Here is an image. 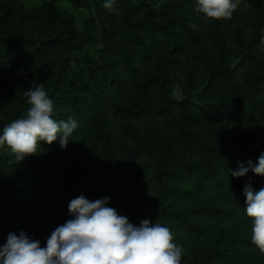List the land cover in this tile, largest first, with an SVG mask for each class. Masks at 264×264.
<instances>
[{
  "label": "trees",
  "instance_id": "trees-1",
  "mask_svg": "<svg viewBox=\"0 0 264 264\" xmlns=\"http://www.w3.org/2000/svg\"><path fill=\"white\" fill-rule=\"evenodd\" d=\"M27 1L0 0V130L40 85L53 118L78 128L64 149L41 142L20 162L0 149V247L21 231L44 247L84 195L109 197L135 226L169 227L181 264H264L243 195L264 176L229 172L264 153V0L221 21L194 0H116L114 12L104 0ZM82 10L92 15L78 27Z\"/></svg>",
  "mask_w": 264,
  "mask_h": 264
},
{
  "label": "clouds",
  "instance_id": "clouds-1",
  "mask_svg": "<svg viewBox=\"0 0 264 264\" xmlns=\"http://www.w3.org/2000/svg\"><path fill=\"white\" fill-rule=\"evenodd\" d=\"M194 2L195 12L209 21L230 19L240 4V0ZM102 7L114 12L116 0H104ZM25 97L26 114L0 130V149L13 154L17 162L37 155L41 142L51 145L58 141L64 149L78 128L73 117L53 118V101L42 85L28 89ZM250 171L264 176V153L255 164L251 160L247 166L238 162L236 170H229L233 178ZM243 195L245 214L251 221V242L264 252V187L254 191L249 183ZM109 202V197L90 201L80 195L72 199L68 204L71 218L55 228L44 247L24 231L10 233L0 247V264H181L184 249L173 242L169 227L148 219L135 226L109 207Z\"/></svg>",
  "mask_w": 264,
  "mask_h": 264
},
{
  "label": "rangeland",
  "instance_id": "rangeland-1",
  "mask_svg": "<svg viewBox=\"0 0 264 264\" xmlns=\"http://www.w3.org/2000/svg\"><path fill=\"white\" fill-rule=\"evenodd\" d=\"M44 1L45 0H28L27 3L29 7H34V6L40 5ZM60 6L68 11H73V8L66 2H61ZM75 15H76L77 23H78L77 25L78 27H80V25H82L84 21H87L91 17L92 13L82 10V11L76 12ZM90 52L93 53V51H90ZM170 93H171V98L174 101H180L183 98L180 89L175 84H172L170 86Z\"/></svg>",
  "mask_w": 264,
  "mask_h": 264
}]
</instances>
